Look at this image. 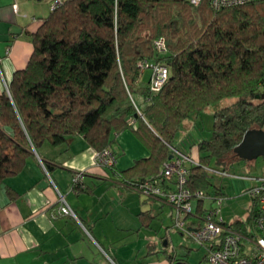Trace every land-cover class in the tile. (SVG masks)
I'll list each match as a JSON object with an SVG mask.
<instances>
[{
  "label": "trees",
  "instance_id": "16d2710c",
  "mask_svg": "<svg viewBox=\"0 0 264 264\" xmlns=\"http://www.w3.org/2000/svg\"><path fill=\"white\" fill-rule=\"evenodd\" d=\"M61 2L31 35L33 53L8 85L11 97L0 96V185L46 144L81 136L98 153L113 150L124 132L149 155L113 171L127 185L157 179L184 122L236 99L215 110L211 138L196 143L199 166L188 165V189L209 196L205 167L227 172L245 134L264 129V3L218 10L209 0ZM161 39L165 52L155 46ZM153 65L169 69L159 90L151 85ZM43 164L50 173L51 163ZM223 196L218 188L213 199ZM204 200H197L199 217ZM258 213L253 200L248 220L230 226L256 235Z\"/></svg>",
  "mask_w": 264,
  "mask_h": 264
},
{
  "label": "crops",
  "instance_id": "0c3cea01",
  "mask_svg": "<svg viewBox=\"0 0 264 264\" xmlns=\"http://www.w3.org/2000/svg\"><path fill=\"white\" fill-rule=\"evenodd\" d=\"M52 1L0 0V96L15 72L27 66L31 35L50 15ZM192 149L198 159L196 144ZM113 150L119 174L149 155L130 132L117 137ZM43 161L51 163L50 173ZM76 171H87L85 192L70 191ZM58 191L78 219L52 217ZM141 195L114 171L96 167L95 152L83 137L60 147L46 144L0 185V264H188L166 249L164 227L174 223L172 205Z\"/></svg>",
  "mask_w": 264,
  "mask_h": 264
},
{
  "label": "built area",
  "instance_id": "2783aa9c",
  "mask_svg": "<svg viewBox=\"0 0 264 264\" xmlns=\"http://www.w3.org/2000/svg\"><path fill=\"white\" fill-rule=\"evenodd\" d=\"M193 5H199L203 0H190ZM215 9L239 7L250 3L264 0H209ZM61 0H54L51 9L54 10L61 5ZM15 11L18 6L14 5ZM160 52H165V42L163 39L155 43ZM148 66V65H146ZM151 85L153 90H159L169 77V69L164 65H153ZM6 92L11 97L9 86L6 85ZM173 158L164 164L161 176L157 179H148L136 185L127 186L145 195L148 198H161L166 200L174 208L173 228L190 238L200 247H206L208 254L204 264H264V176L252 178L254 186L247 190V195L258 203L259 213L256 219L257 234L251 235L242 233L225 223L220 215V209L214 208L205 211L202 217L195 214L193 201L206 199L203 192L193 194L188 189L189 168L188 165L199 166V160L180 153L172 148ZM95 165L101 169L115 170L117 158L113 150L105 149L95 153ZM205 170L228 176V172L205 167ZM86 171H77L73 177L70 191L84 189ZM120 176L119 174H117ZM59 206L52 212L53 218L73 217L78 219L74 210L69 205L66 197L59 191ZM222 197L213 199L218 205H222ZM194 217V223H188L189 218Z\"/></svg>",
  "mask_w": 264,
  "mask_h": 264
},
{
  "label": "rangeland",
  "instance_id": "374dc122",
  "mask_svg": "<svg viewBox=\"0 0 264 264\" xmlns=\"http://www.w3.org/2000/svg\"><path fill=\"white\" fill-rule=\"evenodd\" d=\"M150 74L151 71L147 70L144 75L145 78H149ZM235 101L236 99H226L216 107L209 108L201 117L186 120L176 137V150L185 155L192 156L194 144L201 139L211 138L215 110L218 107L228 106ZM212 165L214 166V164ZM218 168L221 169L222 165L218 166ZM227 172L228 176L225 177L213 173L209 177V196L203 201V207L207 210L220 209L221 217L228 224H233L238 220L247 221L253 208V200L246 192L255 184L252 178L264 176V159L260 157L256 160L246 161L236 157L227 164ZM218 188L224 193L222 205H218L217 202L212 201ZM141 196L147 198L145 195ZM197 204L198 202L195 199L193 201L194 210H196ZM167 212L169 213V210ZM158 226L159 224L156 223V228ZM164 230L166 234L167 230L169 231V235H167L169 240V246L166 247L167 250L172 249L177 252L178 257L186 260L188 264H203V259L208 254L206 247L198 246L190 238L174 229L173 225L168 229L167 226L164 227Z\"/></svg>",
  "mask_w": 264,
  "mask_h": 264
},
{
  "label": "water",
  "instance_id": "95a60500",
  "mask_svg": "<svg viewBox=\"0 0 264 264\" xmlns=\"http://www.w3.org/2000/svg\"><path fill=\"white\" fill-rule=\"evenodd\" d=\"M234 152L239 159L246 161L256 160L260 157L264 159V130L254 129L248 131L242 143L235 148ZM172 158L173 155L169 156V160Z\"/></svg>",
  "mask_w": 264,
  "mask_h": 264
}]
</instances>
